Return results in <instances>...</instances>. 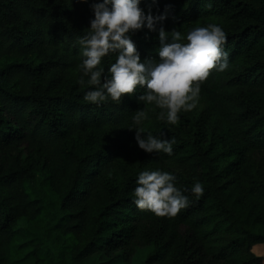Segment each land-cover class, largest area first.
<instances>
[{
	"label": "trees",
	"instance_id": "1",
	"mask_svg": "<svg viewBox=\"0 0 264 264\" xmlns=\"http://www.w3.org/2000/svg\"><path fill=\"white\" fill-rule=\"evenodd\" d=\"M92 2L0 0V264H132L143 248L144 264H263L252 247L264 246V0L153 6H168L166 30L214 23L227 36L229 68L210 70L193 110L171 125L147 106L145 131L174 137L171 156L145 153L128 130L144 88L83 99L78 39ZM131 38L142 60L158 59L157 33ZM115 60L102 59L106 75ZM156 169L203 194L185 192L173 217L139 209L137 174Z\"/></svg>",
	"mask_w": 264,
	"mask_h": 264
},
{
	"label": "clouds",
	"instance_id": "2",
	"mask_svg": "<svg viewBox=\"0 0 264 264\" xmlns=\"http://www.w3.org/2000/svg\"><path fill=\"white\" fill-rule=\"evenodd\" d=\"M81 2L88 3V0ZM157 3L158 0H151L142 8L141 0H94L90 4L94 18L86 34L78 39L83 58L78 82L92 86L83 99L96 106L109 99L119 103L125 94L131 96L137 86L144 88L136 96L137 103L143 107L134 111L128 130H134L135 143L145 153L171 156L176 143L174 137L165 138L164 132L153 135L145 131L144 122L149 119L147 106L154 104L160 109L158 120L177 124L180 113L190 112L197 106L200 84L210 70L224 72L229 68V53L224 48L227 36L221 26L209 23L194 27L186 34L175 28L166 30L168 6L162 12L153 13ZM144 29L158 34V59L142 60L131 38ZM110 53L116 54V60L106 75L101 61ZM187 191L199 199L204 187L196 181L190 190L182 189L171 172L142 170L136 177L133 203L156 216L173 217L190 204L184 194Z\"/></svg>",
	"mask_w": 264,
	"mask_h": 264
},
{
	"label": "rangeland",
	"instance_id": "3",
	"mask_svg": "<svg viewBox=\"0 0 264 264\" xmlns=\"http://www.w3.org/2000/svg\"><path fill=\"white\" fill-rule=\"evenodd\" d=\"M259 245L264 247L263 244H259ZM259 245H254V247H252L253 248L252 251L255 255H264V250H262L261 246ZM146 250L147 248L140 249L139 252L136 253L132 261V264H144L143 256L146 253ZM263 264H264V261H263Z\"/></svg>",
	"mask_w": 264,
	"mask_h": 264
},
{
	"label": "crops",
	"instance_id": "4",
	"mask_svg": "<svg viewBox=\"0 0 264 264\" xmlns=\"http://www.w3.org/2000/svg\"><path fill=\"white\" fill-rule=\"evenodd\" d=\"M256 245H259V244H256ZM259 246H261V245H259ZM253 247H254V246H253ZM261 248H262V250H264V247L261 246ZM252 249H253V248H252Z\"/></svg>",
	"mask_w": 264,
	"mask_h": 264
}]
</instances>
